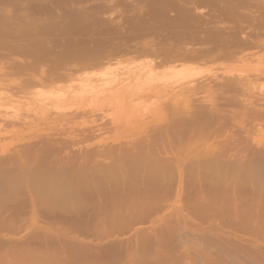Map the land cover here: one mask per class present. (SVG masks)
Instances as JSON below:
<instances>
[{"label":"rangeland","instance_id":"1","mask_svg":"<svg viewBox=\"0 0 264 264\" xmlns=\"http://www.w3.org/2000/svg\"><path fill=\"white\" fill-rule=\"evenodd\" d=\"M0 45V264H264V0H0Z\"/></svg>","mask_w":264,"mask_h":264},{"label":"bare ground","instance_id":"2","mask_svg":"<svg viewBox=\"0 0 264 264\" xmlns=\"http://www.w3.org/2000/svg\"><path fill=\"white\" fill-rule=\"evenodd\" d=\"M147 19H148V18H147ZM119 25H120V24H119ZM112 26H113V25H112ZM117 26H118V25H117ZM115 27H116V26H115ZM118 27H119V26H118ZM112 29H113V28H112ZM112 31H114V30H112ZM116 32H117V31H116ZM123 33H124V32H123ZM120 36H121V34H120ZM111 38H112V37H111ZM124 38H125V37H124ZM108 39H109V38H108ZM118 40H119V39H118ZM119 41H120V40H119ZM119 41H118V42H119ZM236 41H237V40H236ZM247 41H248V40H247ZM38 43H40V42H38ZM98 43H99V42H98ZM247 43H249V42H247ZM1 44H2V43H1ZM4 44H5V43H4ZM64 44H65V43H64ZM68 44H69V43H68ZM117 44H118V43H117ZM120 44H121V43H120ZM237 44H238V43H237ZM245 44H246V42H245ZM253 44H254V43H253ZM5 45H6V44H5ZM34 45H35V44H34ZM69 45H70V44H69ZM99 45H100V44H99ZM121 45H122V44H121ZM249 45H250V44H249ZM0 46H1V45H0ZM28 46H29V45H28ZM41 46L43 47V44H41ZM93 46H94V45H93ZM104 46H105V45H104ZM117 46H118V45H117ZM122 46H123V45H122ZM1 47H2V46H1ZM30 47H31V46H30ZM34 47H35V46H34ZM61 47H62V46H61ZM67 47H68V46H67ZM67 47H66V48H67ZM132 47H133V46H132ZM32 48H33V46H32ZM51 48H52V47H51ZM63 48H64V47H63ZM70 48H71V47H70ZM72 48H73V47H72ZM72 48H71V49H72ZM96 48H98V47L95 46V49H96ZM101 48H102V47H101ZM148 48H149V47H148ZM148 48H146L147 50L144 48L145 51H142V52H143V53L145 52L146 54H148V53H147V52H149V51H148V50H149ZM42 49H43V48H42ZM45 49H46V48H44V50H45ZM48 49H49V48H48ZM68 49H69V48H68ZM74 49H75V48H74ZM119 49H120V48H119ZM124 49H125V48H124ZM132 49H133V48H132ZM137 49H138V48H137ZM141 49H142V47H141L139 50H141ZM169 49H170V48H169ZM171 49H172V48H171ZM171 49H170V50H171ZM197 49H199V48H197ZM212 49H213V48H212ZM212 49H211V50H212ZM16 50H17V49H16ZM40 50H41V49H40ZM51 50H52V49H51ZM98 50H99V49H98ZM107 50H108V49H107ZM121 50H122V49H121ZM129 50H130V49H129ZM139 50H138V51H139ZM142 50H143V49H142ZM14 51H15V50H14ZM36 51H37V50H36ZM59 51H60V50H59ZM92 51H93V49H92ZM94 51H95V50H94ZM112 51H113V50H112ZM138 51H137V53H138ZM146 51H147V52H146ZM158 51H159V50H158ZM158 51H157V53H158ZM165 51H166V50H165ZM186 51H187V50H186ZM223 51H224V50H223ZM18 52H19V51H18ZM24 52H25V51H24ZM30 52H31V51H30ZM33 52H35V50H34ZM33 52H31V54H32ZM40 52H42V51H40ZM47 52H48V50H47ZM54 52H55V51H54ZM65 52H67V51L65 50ZM73 52H74V51H73ZM73 52H72V53H73ZM102 52H103V51H102ZM102 52H99V53L101 54ZM115 52H116V51H115ZM129 52H130V51H129ZM151 52H152V51H151ZM153 52H154V51H153ZM208 52H209V51H208ZM210 52H211V51H210ZM210 52H209V53H210ZM212 52H213V51H212ZM226 52H227V51H226ZM36 53H37V52H36ZM72 53H71V54H72ZM110 53H111V52H110ZM121 53H122V51H121ZM139 53H140V52H139ZM143 53H142V55L145 54V53H144V54H143ZM149 53H150V52H149ZM160 53H161V52H160ZM182 53H183V52H182ZM190 53H191V52H190ZM199 53H200V55H201V52H199ZM199 53H198V55H199ZM205 53H206V52H205ZM223 53H224V52H223ZM223 53H222V54H223ZM232 53H233V52H232ZM232 53H231V54H232ZM47 54H48V53H47ZM52 54H53V53H52ZM56 54H58V53H56ZM64 54H66V53H64ZM68 54H70V53H68ZM74 54H75V53H74ZM90 54H91V53H90ZM113 54H114V53H113ZM135 54H136V53H135ZM146 54H145V55H146ZM152 54H153V53H152ZM152 54L150 53V55H152ZM163 54H164V53H163ZM168 54H169V53H168ZM177 54H178V53H177ZM202 54H203V53H202ZM222 54H221V55H222ZM228 54H229V53H228ZM231 54H230V55H231ZM1 55H2V54H1ZM32 55H33V54H32ZM34 55H35V54H34ZM72 55H73V54H72ZM75 55H77V54H75ZM85 55H86V54H85ZM85 55H84V56H85ZM91 55H92V54H91ZM106 55H107V54H106ZM108 55H109V54H108ZM118 55H119V54H118ZM118 55H113V56H114V58H115V57H117ZM142 55H141V56H142ZM181 55H182V54H181ZM181 55H180V56H181ZM184 55H185V54H184ZM184 55L182 56V58L184 57ZM188 55H189V54H188ZM193 55H194V54H193ZM203 55H204V54H203ZM3 56H4V55H3ZM57 56H58V55H57ZM60 56H61V55H60ZM64 56H65V55H63L62 57H64ZM70 56H71V55H69L68 57L70 58ZM89 56H90V55H89ZM89 56L87 55L88 58H89ZM139 56H140V55H139ZM156 56H157V55H156ZM180 56H179V57L177 56V57H178L177 59H179ZM186 56H187V55H186ZM189 56H190V55H189ZM196 56H197V55H196ZM204 56H205V55H204ZM208 56H209V55H208ZM223 56H225V55H223ZM223 56H222V57H223ZM228 56H229V55H228ZM34 57H35V56H34ZM36 57L38 58V56H36ZM40 57H41V56H40ZM53 57H54V55H53ZM66 57H67V55H66ZM66 57H65V58H66ZM71 57H72V56H71ZM74 57H75V56H74ZM77 57H78V55H77ZM77 57H76V59H77ZM94 57H96V56H94ZM101 57H102V55H101ZM103 57H104V56H103ZM110 57H111V56H110ZM119 57H120V56H119ZM170 57H171V56H170ZM173 57H174V56H173ZM187 57H188V56H187ZM190 57H191V56H190ZM190 57H188V60H189ZM206 57H207V56H206ZM217 57H218V55H217ZM49 58H50V57H49ZM65 58H64V59H65ZM88 58H87V59H88ZM105 58H106V57H105ZM135 58H136V57H135ZM193 58H194V56H193ZM193 58H192V59H193ZM198 58H199V57H198ZM40 59H41V58H40ZM53 59H54V58H53ZM62 59H63V58H62ZM80 59H81V58H80ZM80 59H78V60H80ZM87 59H86V61H85V62H86V65H85V64H83V65L88 66V68L90 67V68H92L93 70L95 69V67L98 68L99 66L103 67V66L105 65V64H103V63H98V64L93 63L94 58H93V61H90V60H89L90 58H89L88 60H89L90 62H89ZM91 59H92V58H91ZM101 59H102V58H101ZM112 59H113V57H112ZM163 59H164V58H163ZM165 59H167V58H165ZM172 59H173V58H172ZM177 59H176V60H177ZM184 59H185V57H184ZM190 59H191V58H190ZM199 59H200V58H199ZM215 59H216V58H215ZM41 60H42V59H41ZM56 60H57V59H56ZM59 60H60V58H59ZM72 60H73V59H72ZM99 60H100V58H99ZM99 60H98V62H99ZM117 60H118V59H117ZM119 60H121V58H120ZM195 60H196V59H195ZM195 60H194V61H195ZM87 61H88V63H87ZM108 61H109V60H108ZM112 61H113V60H112ZM157 61H158V60H157ZM179 61H180V60H179ZM15 62H16V61H15ZM17 62H18V61H17ZM80 62H81V60H80ZM80 62H79V63H80ZM113 62H114V61H113ZM163 62H164V61H163ZM50 63H51V62H50ZM76 63H77V62H76ZM79 63H78V64H79ZM83 63H84V61H83ZM105 63H106V62H105ZM107 63H108V62H107ZM187 63H188V62H187ZM15 64H16V63H15ZM26 64H27V63H26ZM29 64H30V63H29ZM81 64H82V63H81ZM81 64H80V65H81ZM102 64H103V66H102ZM36 65H37V64H36ZM76 65H77V64H76ZM83 65H82V66H83ZM23 66H25V65H23ZM23 66H22V67H23ZM31 66H32V65H31ZM34 66H35V65H34ZM50 66H51V65H50ZM85 66H84V68H85ZM25 67H26V66H25ZM25 67H24V68H25ZM35 67H36V66H35ZM38 67H39V66H38ZM51 67H52V66H51ZM101 67H100V68H101ZM105 67H106V66H105ZM86 68H87V67H86ZM103 68H104V67H103ZM15 69H16V68H15ZM17 69H18V68H17ZM22 69H23V68H22ZM36 69H37V68H36ZM38 69H39V68H38ZM68 69H69V68H68ZM68 69H67V70H68ZM72 69H73V68H72ZM72 69H71V70H72ZM98 69H99V68H98ZM20 70H21V69H19V71H20ZM51 70H52V69H51ZM99 70H100V69H99ZM101 70H102V68H101ZM0 71H1V70H0ZM2 71H3V70H2ZM19 71H18V72H19ZM30 71H32V70H30ZM35 71H36V70H35ZM46 71H47V70H46ZM97 71H98V70H97ZM37 72H38V71H37ZM51 72H53V71H51ZM95 72H96V71H95ZM101 72H102V71H101ZM3 73H4V71H3ZM98 73H99V72H98ZM103 73H104V72H103ZM103 73H102V74H103ZM107 73H108V72L106 71V75H108ZM0 74H1V73H0ZM10 74H11V73H10ZM10 74H8V75H10ZM16 74H17V73H16ZM27 74H28V73H27ZM29 74H30V73H29ZM50 74H51V73H50ZM52 74H53V73H52ZM55 74H57V73H55ZM99 75H100V74H99ZM1 76H2V75H1ZM62 76H63V75H62ZM57 77H58V76H57ZM64 77L66 78L67 76L65 75ZM107 77H108V76H107ZM109 77H110V76H109ZM58 78H59V77H58ZM103 78H104V77H103ZM105 78H106V77H105ZM105 78H104V79H105ZM25 79H26V78H25ZM31 79H32V78H31ZM31 79H30V80H31ZM55 79H56V78H55ZM59 79H60V78H59ZM61 79H62V78H61ZM66 79H67V78H66ZM68 79H70V78H68ZM99 79H100V78H99ZM107 79H108V78H107ZM30 80H28V82H29ZM225 81H226V80H225ZM230 81H231V80H230ZM26 82H27V81H26ZM26 82H25V83H26ZM28 82H27V83H28ZM31 82H32V81H31ZM32 83H34V81H33ZM223 83H224V82H223ZM28 84H29V83H28ZM106 84H107V83H106ZM194 84H195V83H194ZM230 84H232V83H230ZM26 85H27V84H26ZM29 85H30V84H29ZM197 86H198V85H197ZM223 86H224V85H223ZM225 86H226V85H225ZM11 87H13V86H11ZM26 87H27V86H26ZM221 87H222V86H221ZM16 88H19V91H22V90H23V89L20 90V87H16ZM217 88H218V87H217ZM224 88H225V87H224ZM194 89H195V88H194ZM222 89H223V88H222ZM11 90H12V89H11ZM15 90H16V89H14V90H12V91H15ZM17 90H18V89H17ZM17 90H16V91H17ZM24 90H25V89H24ZM24 90H23V93H24ZM17 92H18V91H17ZM193 92H194V91H193ZM205 92H206V91H205ZM194 93H195V92H194ZM224 93H225V92H224ZM21 95H22V94H21ZM218 95H219V94H218ZM230 98H231V96H230ZM235 99H236V98H235ZM187 100H188V99H187ZM192 100H193V99H192ZM227 100H228V99H227ZM227 100H226V101H227ZM230 100L234 101V99H232V98H231ZM237 100H238V99H237ZM247 100H248V99H247ZM189 101H190V100H189ZM194 101H195V99H194ZM238 101H240V100H238ZM245 101H246V100H245ZM135 102H136V101H135ZM187 102H188V101H187ZM235 102H236V101H235ZM243 102H244V100L242 101V103H243ZM225 103H226V102H225ZM237 103H238V102H237ZM135 104H136V103H135ZM222 104H224V103H222ZM239 104H240V102H239ZM219 105H221V104H219ZM240 105H241V104H240ZM235 106H236V105H235ZM175 107H176V106H175ZM202 107H203V106H202ZM172 109H173V108H172ZM174 109H175V108H174ZM177 109H178V108H177ZM199 109H200V108H199ZM253 109H254V108H252V111H253ZM170 110H171V109H170ZM174 111H175V110H174ZM174 111H173V112H174ZM196 111H197V109H196ZM182 112H183V111H182ZM197 112H198V111H197ZM197 112H196V113H197ZM200 112H201V111H200ZM200 112H199V113H200ZM257 112H258V110H257ZM259 112H260V111H259ZM194 113H195V112H194ZM232 113H233V112H232ZM254 113H255V112H254ZM247 114H248V113H247ZM256 114H257V113H256ZM261 114H262V113H261ZM189 115H191V114H189ZM206 115H207V114H206ZM59 116H60V115H59ZM227 116H228V115H227ZM253 116H255V114H254ZM257 116H258V115H257ZM183 117H184V116H183ZM206 117H207V116H206ZM246 117H247V116H246ZM259 117H261V115H260ZM259 117H258V118H259ZM189 118H190V117H189ZM256 118H257V117H256ZM185 119H186V118H185ZM254 119H255V118H254ZM212 120H213V119H212ZM227 120H228V119H227ZM259 120H260V119H259ZM184 121H185V120H184ZM190 121H192V120L190 119ZM177 122H178V121H177ZM201 122H202V121H201ZM197 123H198V121H197ZM197 123H196V124H197ZM202 123H203V122H202ZM199 124H201V123H199ZM207 124H208V123H207ZM221 124H222V123H221ZM231 124H232V123H231ZM246 124H247V123H246ZM161 125H162V124H161ZM157 126H158V125H157ZM173 126H174V125H173ZM192 126H193V125H192ZM217 126H218V125H217ZM248 126H249V125H248ZM167 127H168V126H167ZM171 127H172V125H171ZM183 127H184V126H183ZM194 127H196V126H194ZM209 127H210V126H208V128H209ZM192 128H193V127H192ZM192 128H191V129H192ZM197 128H198V127H197ZM197 128H196V130H198L200 127H199L198 129H197ZM203 128L206 130V132H208V131H207V130H208V129H207V126H206V128H205V127H202V132H204V131H203ZM222 128H223V127H222ZM157 129H158V128H157ZM157 129H155V130H157ZM159 129H161V128H159ZM170 130H171V129H170ZM176 130H177V129H176ZM199 130H200V131H199L198 133L201 132V128H200ZM237 130H238V129H237ZM150 131H151V130H150ZM188 131H190V130H188ZM248 131H249V130H248ZM151 132H153V131H151ZM157 132H158V131H157ZM191 132H192V131H191ZM191 132H189V133L192 134ZM193 132H194V131H193ZM206 132L204 133V135H206ZM60 133H61V132H60ZM149 133H150V132H149ZM161 133H162V129H161ZM163 133L165 134L166 132H163ZM209 133H212V132H209ZM80 134H81V133H80ZM154 134H155V133H154ZM158 134H159V133H158ZM168 134H169V133H168ZM168 134H167V135H168ZM185 134H186V133H185ZM202 134H203V133H202ZM202 134H201V135H199V134H194V136H193V135H192V136L190 135V136H191V138L194 140L193 137L197 138L198 135H199V136H202ZM250 134H251V133H250ZM187 135H189V134H187ZM187 135H186V136H187ZM196 135H197V137H196ZM208 135H209V134H207V136H208ZM85 136H86V135H85ZM150 136H152V135H150ZM157 136H158V135H157ZM164 136H165V135H164ZM164 136H163V138H164ZM170 136H171V135H170ZM173 136H174V135H173ZM183 136H184V134H183ZM207 136H206V138H207ZM210 136H211V135H210ZM210 136H208V139L210 138ZM214 136H215V135H214ZM92 137H93V136H92ZM146 137H147V136H145V138H146ZM160 137H161V136H160ZM187 137L189 138V136H187ZM143 138H144V137H143ZM163 138H162V140H163ZM172 138H173V137H172ZM199 138H200V137H199ZM199 138L197 139V141L199 140ZM204 138H205V136H204ZM204 138H203V139H204ZM211 138H212V136H211ZM243 138H244V137H243ZM57 139H58V138H57ZM137 139H138V138H137ZM160 139H161V138H160ZM160 139H159V140H160ZM189 139H190V138H189ZM192 139H191V140H192ZM203 139L201 138L200 140H203ZM66 140H67V139H66ZM143 140H144V139H143ZM146 140H147V139H146ZM151 140H152V139H151ZM164 140H165V138H164ZM191 140H190V141H191ZM200 140H199V141H200ZM205 140H207V139H205ZM223 140H224V139H223ZM132 141H133V140H132ZM153 141H154V140H153ZM181 141H182V139H181ZM197 141H196V139H195V143H196ZM227 141H228V140H227ZM227 141H226V142H227ZM71 142H72V141H71ZM75 142H76V141H75ZM145 142H146V141H145ZM158 142H159V141H158ZM165 142H166V140H165ZM174 142H175V141H174ZM247 142H248V141H247ZM37 143H38V142H37ZM63 143H64V142H63ZM219 143H220V142H219ZM28 144H29V143H28ZM31 144H32V143H31ZM175 144H176V143H175ZM181 144H182V143H181ZM71 145H72V144H71ZM134 145H135V144H134ZM160 145H161V143H160ZM222 145H223V144H222ZM34 146H35V145H34ZM38 146H39V145H38ZM63 146H64V145H63ZM125 146H126V145H125ZM136 146H137V145H136ZM162 146H164V145L162 144ZM165 146H166V145H165ZM226 146H227V145H226ZM245 146H246V145H245ZM54 147H55V146H54ZM59 147H60V146H59ZM85 147H86V146H85ZM94 147H95V146H94ZM166 147H167V146H166ZM227 147H228V146H227ZM28 148H29V147H28ZM55 148H56V147H55ZM98 148H99V147H98ZM106 148H107V147H106ZM111 148H112V147H111ZM123 148H124V146H123ZM136 148H137V147H136ZM162 148H163V147H162ZM174 148H175V147H174ZM205 148H206V147H205ZM224 148H225V150L227 149L226 147H224ZM22 149H23V148H22ZM22 149H21V150H22ZM91 149H92V148H91ZM151 149H153V148L151 147ZM163 149H164V148H163ZM165 149H166V148H165ZM167 149H168V148H167ZM206 149H207V148H206ZM206 149H205V150H206ZM83 150H84V149H83ZM96 150H97V149H96ZM125 150H126V149H125ZM149 150H150V149H149ZM161 150H162V149H161ZM168 150H169V149H168ZM174 150H175V149H174ZM176 150H177V149H176ZM205 150H204V151H205ZM225 150H222V151H225ZM26 151H27V150H26ZM48 151H49V150H48ZM54 151H55V150H54ZM94 151H95V150H94ZM122 151H123V150H122ZM131 151H132V150H131ZM153 151H154V150H153ZM49 152H50V151H49ZM55 152H56V151H55ZM88 152H89V151H88ZM102 152H103V150H102ZM127 152H128V151H127ZM151 152H152V151H151ZM167 152H168V151H167ZM1 153H2V152H1ZM96 153H97V152H96ZM135 153H136V152H135ZM164 153H165V152H164ZM169 153H170V152H169ZM205 153H206V152H205ZM93 154H95V153H93ZM100 154H101V153H100ZM112 154H113V153H112ZM123 154H125V153L123 152ZM131 154H132V153H131ZM139 154H140V153H139ZM160 154H161V153H160ZM212 154H214V153H212ZM218 154H219V153H218ZM218 154H217V155H218ZM223 154H224V153H223ZM235 154H236V153H235ZM4 155H5V154H4ZM49 155H50V154H49ZM101 155H102V154H101ZM108 155H109V154H108ZM113 155H114V154H113ZM120 155H121V154H120ZM140 155H141V154H140ZM142 155H143V153H142ZM156 155H157V154H156ZM170 155H171V153H170ZM15 156H16V155H15ZM52 156H53V155H52ZM102 156H103V155H102ZM123 156H124V155H123ZM126 156H127V154H126ZM163 156H164V154H163ZM168 156H169V155H168ZM202 156H203V155H202ZM202 156H201V158H202ZM205 156L207 157L208 155H205ZM210 156H213L214 159L217 158V157L215 158L216 154H214V155H209V157H210ZM223 156H224V155H223ZM7 157H8V156H7ZM44 157H45V156H44ZM50 157H51V155H50ZM63 157H64V156H63ZM72 157H73V155H72ZM72 157H71V159H72ZM80 157H81V156H80ZM80 157H79V158H80ZM114 157H117V156H114ZM120 157H122V155H121ZM124 157H125V156H124ZM137 157H138V155L136 156V158H137ZM145 157H146V155H145ZM166 157H167V156H166ZM206 157L203 156V159H202V160H199V159H198V160H199V161H202V163H203V162H206V161H204V158H206ZM209 157H208V158H209ZM218 157H219V155H218ZM234 157H235V156H234ZM5 158H6V157H5ZM17 158H18V157H17ZM134 158H135V157H134ZM139 158H140V157H138V159H139ZM147 158H148V157H147ZM150 158H151V157H150ZM154 158H155V157H154ZM175 158H176V157H175ZM175 158H172V159H175ZM177 158H178V157H177ZM177 158H176V159H177ZM196 158H200V157H195L194 159H196ZM208 158H206L207 160H209V161H207V162L210 163V159H213V158H210V159H208ZM219 158H220V157H219ZM69 159H70V158H69ZM112 159H113V158H112ZM124 159H125V158H124ZM124 159H123V160H124ZM168 159L170 160L169 157H168ZM168 159H167V162H168ZM214 159H213V160H214ZM230 159H231V158H230ZM230 159H229V160H230ZM4 160H5V159H4ZM15 160H16V158H15ZM17 160H18V159H17ZM113 160H114V159H113ZM116 160H117V159H116ZM120 160H121V159H120ZM123 160H121V161H123ZM132 160H133V159H132ZM148 160H150V159H148ZM151 160H152V159H151ZM189 160H190V159H189ZM213 160H211V161L213 162ZM217 160H218V158H217ZM121 161H120V162H121ZM135 161H136V160H135ZM163 161H164V160H163ZM163 161H161V162H163ZM165 161H166V160H165ZM172 161H173V160H172ZM190 161H191V160H190ZM195 161H196V160H195ZM195 161H194V162H195ZM214 161H216V160H214ZM230 161H232V160H230ZM233 161H234V160H233ZM3 162H4V161H3ZM18 162H19V160H18ZM112 162H113V161H111V162L108 163V164H111ZM125 162H126V161H125ZM129 162H131V161H129ZM140 162H141V161H140ZM170 162H171V161H170ZM223 162H224V161H223ZM226 162H228V161L226 160ZM0 163H1V162H0ZM116 163H117V162L115 161V164H114V165H116ZM131 163H132V162H131ZM146 163H147V162H146ZM149 163H150V162H148V164H149ZM155 163H156V162H155ZM228 163H230V162H228ZM233 163H234V162H233ZM2 164H3V163H2ZM2 164H1V165H2ZM4 164H5V163H4ZM75 164H76V163H75ZM112 164H113V163H112ZM127 164H129V163L126 162V166H127ZM134 164H135V163H133V166H134ZM167 164H168V163H167ZM171 164L173 165V163H171ZM190 164H191V163H190ZM190 164H188V165H190ZM194 164H195V163H194ZM203 164H205V163H203ZM210 164H211V163H210ZM88 165H89V164H88ZM88 165H87V166H88ZM98 165H99V164H98ZM98 165H97V166H98ZM101 165L103 166V164H101ZM106 165H107V164H106ZM114 165H113V166H114ZM153 165H156V164H153ZM174 165H175V164H174ZM226 165H231V164H226ZM232 165H233V164H232ZM234 165H235V164H234ZM87 166H86L85 168H87ZM92 166H94V165H92ZM95 166H96V164H95ZM99 166H100V165H99ZM99 166H98V167H99ZM109 166H110V165H109ZM113 166H111V169H112ZM165 166H166V165H165ZM128 167H132V166H128ZM134 167H136V166H134ZM191 167H192V166H191ZM222 167H223V165H222ZM83 168H84V166H83ZM85 168H84V169H85ZM92 168H93V167H92ZM101 168H102V167H101ZM101 168H100V169H101ZM103 168H105V165H104ZM132 168H133V167H132ZM80 169H82V168H80ZM98 169H99V168H98ZM98 169H97V170H98ZM106 169H107V168H106ZM106 169H105V170H106ZM111 169H110V170H111ZM128 169H129V168H128ZM133 169H134V168H133ZM135 169H137V168H135ZM75 170H76V169H75ZM75 170H74V171H75ZM86 170H87V169H86ZM93 170H94V169H93ZM103 170H104V169H103ZM107 170H109V168H108ZM116 170H117V169H116ZM116 170H115V171H116ZM191 170H192V169H191ZM191 170H190V171H191ZM94 171H95V170H94ZM153 171H154V170H153ZM109 172H110V171H109ZM109 172H106V173H109ZM112 172H113V171H112ZM112 172H111V173H112ZM126 172H127V167H126ZM129 172H130V170H129ZM133 172H134V170H133ZM2 173H4V172H2ZM127 173H128V172H127ZM135 173H137V172L135 171ZM157 173H158V172H157ZM115 174H116V173H115ZM118 174H120V173H118ZM133 174H134V173H133ZM148 174H149V173H148ZM148 174H147V175H148ZM159 174H160V173H159ZM173 174H174V173H173ZM192 174H193V173H192ZM3 175H4V174H3ZM137 175H138V174H137ZM139 175H140V174H139ZM139 175H138V176H139ZM157 175H158V174H156V176H157ZM113 176H116V175H113ZM119 176H120V175H119ZM145 176H146V175H145ZM153 176L155 177L154 173H153ZM173 176H175V175H173ZM183 176H184V175H183ZM191 176H192V175H191ZM1 177H2V176H1ZM132 177H133V176H132ZM147 177H148V176H147ZM15 178H16V177H15ZM112 178H113V177H112ZM115 178H117V177H115ZM118 178H119V177H118ZM135 178H136V177H133V178H131V179H132V180L134 179V181H135ZM138 178H139V177H138ZM142 178H143V177H142ZM150 178H151V180L153 179L152 177H150ZM11 179H12V178H11ZM113 179H114V178H113ZM113 179H112V180H113ZM126 179H127V178H126ZM139 179H141V178H139ZM147 179H148V178H147ZM154 179H155V178H154ZM128 180H129V179H128ZM116 181H118V180H116ZM129 181H130V180H129ZM129 181H128V182H129ZM152 181H153V180H152ZM112 182H113V181H112ZM139 182H140V180H139ZM94 183H95V182H94ZM96 183H97V182H96ZM114 183H115V182H114ZM125 183H126V182H125ZM131 183H132V181H131ZM153 183H154V181H153ZM28 184H29V183H28ZM69 184H70V183H69ZM132 184H133V183H132ZM70 185H71V184H70ZM115 185H117V184H115ZM147 185H148V184H147ZM149 185H150V183H149ZM149 185H148L149 189L152 188V187H150ZM152 185H153V184H152ZM19 186H20V185H19ZM98 186H100V185L98 184ZM29 187H31L30 184H29ZM110 187H111V186H110ZM114 187H118V186H114ZM81 188H84V186H82ZM111 188H112V187H111ZM114 189H115V188H114ZM116 189H117V188H116ZM124 189H125V188H124ZM134 189H135V188H134ZM78 190H80V189H78ZM109 190H110V189H109ZM136 190H138V189H136ZM152 190H153V189H152ZM31 191H33V190H31ZM114 191H115V190H114ZM128 191H129V190H128ZM157 192H158V191H157ZM84 193H85V189H84ZM90 193H91V192H90ZM112 193H113V192H112ZM114 193H115V192H114ZM134 193H135V192H134ZM146 193H147V192H146ZM148 193H150V192H148ZM143 194H144V193H143ZM163 194H164V193H163ZM167 194H168V192H167ZM164 195H165V194H164ZM139 196H140V195H139ZM160 197H161V196H160ZM164 197H165V196H164ZM188 199H189V198H188ZM184 201H185V200H184ZM186 201H187V200H186ZM189 201H190V199H189ZM186 203H190V202H186ZM186 203H185V204H186ZM186 205H187V204H186ZM190 206H192V205H190ZM190 206H189V207H190ZM144 207H145V206H143V208H144ZM146 207H147V206H146ZM146 207H145V208H146ZM187 207H188V206H187ZM199 207H200V206H199ZM16 209L20 210L19 208H16ZM147 209H148V208H147ZM188 209H189V211H190V208H188ZM191 210H193V208H191ZM14 211H15V209L13 210V212H14ZM133 211H134V210H133ZM146 211L149 212V210H146ZM221 211H222V210H221ZM223 211H225V210H223ZM16 212H18V211L16 210ZM16 212H15V213H16ZM135 212H136V211H135ZM135 212H134V213H135ZM139 212H140V211H139ZM141 212H143V211H141ZM191 212H193V211H191ZM199 212H201V211L199 210ZM199 212L196 211L197 214H198ZM217 212H218V211H217ZM18 213H20V212H18ZM18 213H17V214H18ZM149 213H150V212H149ZM11 214H12V213H11ZM17 214H15L16 217L19 216V214H18V215H17ZM128 214H132V213H128ZM128 214H127V215H128ZM137 214H138V212H137ZM137 214H136V216H137ZM143 214H144V213H143ZM145 214H148V213H145ZM225 214H226V213H225ZM225 214H223V215H225ZM229 214L231 215L232 213H229ZM52 215H53V214H52ZM56 215H57V214H56ZM133 215H134V214H133ZM133 215H132V216H133ZM139 215H140V213H139ZM12 216H14V215L12 214ZM15 216H14V218H15ZM50 216H51V215H50ZM120 216H121V215H120ZM122 216H123V215H122ZM125 216H126V215H125ZM130 216H131V215H130ZM140 216H141V215H140ZM144 216H145V215H144ZM147 216H148V215H147ZM173 216H174V215H173ZM225 216H226V215H225ZM232 216H233V214H232ZM9 217H11V216H9ZM53 217H55V215H54ZM63 217H64V216H63ZM141 217H142V216H141ZM145 217H146V216H145ZM228 217H229V216H228ZM230 217H231V216H230ZM230 217H229V218H230ZM4 218H5V217H4ZM69 218H70V217H69ZM122 218H123V217H122ZM142 218H143V217H142ZM215 218H216V217H215ZM226 218H227V217H226ZM232 218H233V217H232ZM232 218H231V220H232ZM237 218H238V217H237ZM53 219H54V218H53ZM60 219H62V218H60ZM66 219H67V218H66ZM123 219H124V218H123ZM132 219H133V217H132ZM139 219H140V217H139ZM218 219H219V218H218ZM227 219H228V218H227ZM238 219H240V218H238ZM0 220H1V219H0ZM3 220H4V219H3ZM5 220H6V219H5ZM5 220L2 221V223L5 222ZM55 220H56V219H55ZM62 220H63V219H62ZM78 220H79V219H78ZM120 220H121V219H120ZM134 220H135V217H134ZM140 220H141V219H140ZM142 220H143V219H142ZM170 220H171V219H170ZM173 220H174V219H173ZM225 220H226V219H225ZM231 220H229V221L231 222ZM241 220H242V219H241ZM12 221L14 222V220L11 218V222H12ZM66 221H67V220H66ZM81 221H82V220H81ZM81 221H80V222H81ZM84 221H85V220H84ZM84 221H83V222H84ZM124 221H125V220H124ZM132 221H133V220H132ZM171 221H172V220H171ZM220 221H221V219H220ZM232 221H233V220H232ZM242 221H243V220H242ZM0 222H1V221H0ZM62 222H63V221H62ZM64 222H65V221H64ZM67 222L69 223L70 221H67ZM67 222H65V223H67ZM76 222H77V221H76ZM76 222H75V223H76ZM177 222H178V221H177ZM177 222H176V223H177ZM235 222H236V221H235ZM235 222H234V223H235ZM240 222H241V221H240ZM6 223L9 225V223H10V222H9V219H8V221H7ZM14 223H15V222H14ZM81 223H82V222H81ZM126 223H128V222H126ZM226 223H227V222H226ZM243 223H244V222H243ZM256 223H257V222H256ZM0 224H1V223H0ZM46 224H47V223H46ZM51 224H52V223H51ZM51 224H50V225H51ZM71 224H72V223H71ZM119 224H121V223H119ZM123 224H124V223H123ZM218 224H220V223L218 222ZM218 224H217V225H218ZM223 224H224V223H223ZM223 224H222V225H223ZM230 224H232V223H230ZM11 225H12V224H11ZM53 225H54V224H53ZM66 225H67V224H66ZM68 225H69V224H68ZM112 225H113V224H112ZM127 225L129 226V224H127ZM173 225H174V224H173ZM197 225H198V224H197ZM213 225H214V224H213ZM225 225H226V224H225ZM243 225L245 226V224H243ZM246 225L249 226L247 223H246ZM250 225H251V224H250ZM0 226H1V225H0ZM5 226H6V225H5ZM12 226H13V225H12ZM69 226H70V225H69ZM125 226H126V225H125ZM125 226H124V227H125ZM128 226H126V228H127ZM235 226H237V224H236ZM262 226H264V225H262ZM2 227H4V226H2ZM53 227H54V226H53ZM66 227H67V226H66ZM74 227H75V224H74ZM82 227H84V226H82ZM163 227H164V226H163ZM197 227H198V226H197ZM210 227H211V226H210ZM221 227H222V226H221ZM242 227H243V226H242ZM250 227H251V226H250ZM255 227H256V226H255ZM257 227H259V226H257ZM260 227H261V226H260ZM260 227H259V228H260ZM15 228H16V227H15ZM17 228H18V227H17ZM55 228H56V227H55ZM80 228H81V227H80ZM120 228H122V227H120ZM126 228H125V229H126ZM184 228H185V227H184ZM212 228H214V227L212 226ZM233 228H234V227H233ZM259 228H258V229H259ZM262 228H263V227H262ZM56 229H57V228H56ZM66 229H67V228H66ZM118 229H119V228H118ZM123 229H124V228H123ZM161 229H162V228H161ZM164 229H166V228H164ZM164 229H163V230H164ZM169 229H170V228H169ZM172 229H173V227H172ZM199 229H201V228H199ZM217 229H219V227H218ZM235 229H236V228H235ZM244 229H245V228H244ZM247 229H248V228H247ZM83 230H84V229L82 228V231H83ZM174 230H175V229H174ZM210 230H211V229H210ZM222 230H223V229H222ZM248 230H249V229H248ZM253 230H254V228H253ZM66 231H67V230H66ZM69 231H71V230L69 229ZM76 231H77V230H76ZM145 231H146V230H145ZM223 231H224V230H223ZM259 231H260V230H259ZM72 232L75 233V231H72ZM72 232H71V233H72ZM84 232H86V231H84ZM150 232H151V231H150ZM165 232H166V231H165ZM172 232H173V231H172ZM206 232H207V231H206ZM212 232H214V231H212ZM241 232H242V231H241ZM255 232H256V231H255ZM31 233H32V232H31ZM31 233H30V234H31ZM37 233H38V232H37ZM81 233H82V232H81ZM158 233H159V232H158ZM166 233L168 234V231H167ZM170 233H171V232H170ZM174 233H175V232H174ZM174 233H172V234H174ZM231 233H232V232H231ZM247 233H248V232H247ZM250 233H251V231H250ZM252 233H253V231H252ZM262 233H263V232H262ZM34 234H35V233H34ZM62 234H63V233H62ZM65 234H66V233H65ZM138 234H139V232H138ZM195 234H196V233H195ZM203 234H204V233H203ZM211 234H212V233H211ZM234 234H235V233H234ZM253 234H254V233H253ZM37 235H39V234H37ZM67 235H68V234H67ZM67 235H66V236H67ZM73 235H74V234H73ZM196 235H197V234H196ZM236 235H237V234H236ZM256 235H257V234H256ZM263 235H264V233H263ZM32 236H33V235H32ZM35 236H36V235H35ZM40 236H41V235H40ZM42 236H43V235H42ZM47 236H48V235H47ZM68 236H69V235H68ZM68 236H67V237H68ZM133 236H134V235H133ZM165 236H166V235H165ZM168 236H169V235H168ZM168 236H166V237L169 239ZM198 236H199V235H198ZM206 236H209V235H206ZM261 236H262V234H261ZM28 237H29V236H28ZM48 237H49V236H48ZM70 237H71V236H70ZM202 237H203V236H202ZM30 238H31V237H30ZM72 238H73V237H72ZM74 238H75V237H74ZM148 238H149V237H148ZM167 238H166V239H167ZM199 238H200V237H199ZM208 238H209V237H207V238H205V239H208ZM211 238H212V237H211ZM214 238H215V236H214ZM256 238H257V237H256ZM35 239H36V237H35ZM42 239H43V237H42ZM61 239H62V238H61ZM151 239H152V238H151ZM163 239H164V237H163ZM166 239H165V240H166ZM168 239H167V240H168ZM200 239H202V238H200ZM205 239H204V240H205ZM217 239H219V237H218ZM217 239H216V240H217ZM52 240H53V239H52ZM78 240H79V236H78ZM80 240H81V239H80ZM188 240H189V239H188ZM204 240H203V241H204ZM209 240H210V238H209ZM211 240H212V239H211ZM211 240H210V241H211ZM0 241H1V240H0ZM28 241H29V239H28ZM28 241H27V242H28ZM148 241H149V239H148ZM162 241H163V240H161V242H162ZM201 241H202V240H201ZM217 241H218V240H217ZM228 241H229V240H228ZM3 242H4V241H3ZM32 242H33V241H32ZM53 242H54V241H53ZM65 242H68V241H65ZM152 242H153V241H152ZM152 242H151V243H152ZM179 242H180V241H179ZM184 242H185V241H184ZM195 242H196V241H195ZM215 242H216V241H215ZM225 242H226V241H225ZM233 242H234V241H233ZM13 243H14V241H13ZM17 243H19V242H17ZM38 243H39V242H38ZM38 243H37V244H38ZM141 243H142V242H141ZM145 243H146V242H145ZM164 243H166V242L163 241V244H164ZM180 243H182V242H180ZM199 243H200V240H199ZM211 243H212V241H211ZM211 243H210V244H211ZM227 243H228V242H227ZM227 243H226L225 245H227ZM9 244H11V243H9ZM28 244H29V243H28ZM28 244H27V245H28ZM41 244H42V243H41ZM49 244H51V243H49ZM70 244H71V243H70ZM73 244H74V243H73ZM142 244H144V242H143ZM215 244H216V243H215ZM229 244H230V242H229ZM237 244H239V243H237ZM20 245H21V244H20ZM32 245H33V244H32ZM38 245H39V244H38ZM140 245H141V244H140ZM150 245H151V244H150ZM150 245H149V246H150ZM166 245H167V244H166ZM188 245H189V244H188ZM193 245H194V244H193ZM217 245H219V244H217ZM243 245H244V244H243ZM247 245H248V244H247ZM9 246H10V245H9ZM9 246H8V247H9ZM13 246H14V245H13ZM18 246H19V245H18ZM24 246H25V243H24ZM35 246H37V245H35ZM69 246H70V245H69ZM69 246H67V247H69ZM85 246H86V245H85ZM141 246H142V245H141ZM152 246H153V245H152ZM163 246H164V245H163ZM168 246H169V245H168ZM197 246H198V245H197ZM231 246H232V245H231ZM239 246H240V245H239ZM239 246H238V247H239ZM10 247H11V246H10ZM10 247H9V248H10ZM32 247H33V246H32ZM37 247H38V246H37ZM42 247H43V245H42ZM50 247H51V246H50ZM65 247H66V245L64 246V248H65ZM72 247H73V246H72ZM88 247H90V249H91V245H88ZM103 247H104V246H103ZM117 247H118V246H117ZM139 247H140V246H139ZM150 247H151V246H150ZM165 247H166V246H165ZM16 248H19V247H16ZM43 248H47V246H44ZM48 248H49V247H48ZM51 248H52V247H51ZM51 248H49V249H51ZM70 248H71V247H70ZM109 248H110V247H109ZM143 248H144V247H143ZM188 248H189V247H188ZM219 248H220V246H219ZM232 248H233V247H232ZM235 248H237V247H235ZM235 248H234V249H235ZM241 248H242V247H241ZM78 249H79V248H78ZM83 249H84V248H83ZM85 249H86V247H85ZM122 249H123V247H122ZM125 249H126V248H125ZM129 249H130V248H129ZM220 249H221V248H220ZM238 249H239V248H238ZM249 249H252V248H249ZM249 249H247V250H249ZM21 250H23V249H21ZM35 250H36V249H35ZM69 250H70V249H69ZM72 250H73V249H72ZM86 250H87V249H86ZM88 250H89V249H88ZM112 250H113V248H112ZM141 250H142V248H141ZM188 250H189V249H188ZM195 250H196V249H195ZM252 250H253V249H252ZM12 251H13V250H12ZM52 251H54V250H52ZM63 251H64V250H63ZM84 251H85V250H84ZM93 251H94V250H93ZM126 251H127V250H126ZM142 251H143V250H142ZM242 251H243V250H242ZM242 251H241V252H242ZM250 251H251V250H250ZM250 251H248V252L246 251V252L249 253ZM253 251H254V250H253ZM255 251H256V250H255ZM255 251H254V252H255ZM7 252H8V250H7ZM10 252H11V251H10ZM17 252H19V251H17ZM32 252H33V251H32ZM42 252H43V251H42ZM66 252H68V251L66 250ZM100 252H101V251H100ZM102 252H103V251H102ZM105 252H106V251H105ZM105 252H104V253H105ZM110 252H111V251H110ZM197 252H198V251H197ZM238 252L240 253V250H238ZM45 253H46V252H45ZM59 253H60V251H59ZM70 253H71V252H70ZM73 253H74V251H73ZM90 253H92V252H90ZM198 253H199V255H200V252H198ZM257 253H258V252H257ZM263 253H264V252H263ZM41 254H42V253H41ZM49 254H50V253H49ZM54 254H55V253H54ZM68 254H69V253H68ZM71 254H72V253H71ZM79 254H80V253H79ZM79 254H78V255H79ZM83 254H84V253H83ZM86 254H87V253H86ZM135 254H136V253H135ZM139 254H140V252H139ZM218 254H220V253H218ZM241 254H242V253H241ZM243 254H244V251H243ZM243 254H242V255H243ZM259 254H260V253H259ZM50 255H51V254H50ZM64 255H65V254H64ZM73 255H74V254H72V257H73ZM75 255H76V254H75ZM84 255H85V254H84ZM84 255H83V256H84ZM87 255H88V254H87ZM100 255H101V253H100ZM114 255H115V254H114ZM204 255H205V254H204ZM245 255H246V254H245ZM249 255L252 256L253 253H252V254L249 253ZM254 255H255V254H254ZM56 256H57V254H56ZM115 256H116V255H115ZM180 256H181V255H180ZM186 256H187V255H186ZM223 256H224V255H223ZM51 257H52V255H51ZM65 257H66V256H65ZM79 257H80V256H79ZM89 257H90V255H89ZM92 257H94V255H93ZM92 257H90V258H92ZM96 257H97V254H96ZM96 257H95V258H96ZM183 257H185V256H183ZM198 257H199V256H198ZM205 257H206V255H205ZM219 257H220V256H219ZM252 257H253V256H252ZM257 257H259V256H257ZM257 257H256V258H257ZM263 257H264V256H263ZM76 258H77V255H76ZM83 258H84V257H83ZM83 258H82V259H83ZM90 258L87 257L88 260H90ZM95 258H94V259H95ZM103 258H104V257H103ZM111 258H112V256H111ZM181 258H182V257H181ZM202 258H203V257H202ZM214 258H215V257H214ZM221 258H222V257H221ZM254 258H255V256H254ZM52 259H53V258H52ZM59 259H60V258H59ZM71 259H72V262H73V260L75 259V257H74V259H73V258H71ZM80 259H81V258H80ZM94 259H93V260L91 259V260L93 261V263L96 262V261H94ZM134 259H135V258H134ZM210 259H211V258H210ZM223 259H224V257H223ZM223 259H222V260H223ZM258 259H259V258H258ZM261 259L263 260V258H261ZM54 260H55V259H54ZM63 260H65V259H63ZM95 260H96V259H95ZM107 260H108V259H107ZM203 260H205V259H203ZM65 261H66V262L68 261L67 258H66ZM70 261H71V260H70ZM80 261H81V260H80ZM82 261H83V260H82ZM99 261H100V259H99ZM103 261H104V260H103ZM194 261H195V260H194ZM216 261H217V260H216ZM216 261H215V262H216ZM226 261H227V259H226ZM252 261H253V260H252ZM255 261H256V260H255ZM78 262H79V259H78ZM86 262H87V261H86ZM88 262H89V261H88ZM90 262H91V261H90ZM101 262H102V261H101ZM207 262H208V261H207ZM221 262H222V261H221ZM224 262H225V260H224ZM228 262H229V261H228ZM228 262H227V263H228ZM57 263H58V262H57ZM69 263H71V262H69ZM76 263H77V262H76ZM79 263H80V262H79ZM83 263H84V262H83ZM91 263H92V262H91ZM91 263H89V264H91ZM204 263H205V261H204ZM229 263H230V262H229ZM67 264H68V263H67ZM84 264H85V263H84ZM95 264H98V262L95 263ZM99 264H100V263H99ZM117 264H118V262H117ZM218 264H219V263H218ZM258 264H259V263H258Z\"/></svg>","mask_w":264,"mask_h":264}]
</instances>
